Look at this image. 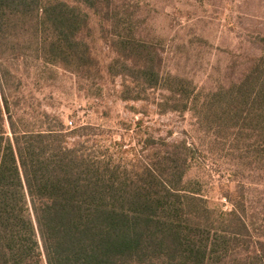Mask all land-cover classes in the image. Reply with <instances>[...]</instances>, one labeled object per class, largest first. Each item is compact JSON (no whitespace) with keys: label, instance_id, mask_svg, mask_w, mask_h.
<instances>
[{"label":"trees","instance_id":"16d2710c","mask_svg":"<svg viewBox=\"0 0 264 264\" xmlns=\"http://www.w3.org/2000/svg\"><path fill=\"white\" fill-rule=\"evenodd\" d=\"M86 9L125 30L109 73L164 90L161 105L191 110L214 138L233 133L237 151L242 141L250 153L257 138L254 161L264 163V52L239 82L200 101L187 78L161 74L156 48L135 42L115 0H0V264H264V230L246 213V189L238 183L227 195L230 210L211 206L188 187L185 139L128 171L70 145L62 128L16 117L21 65L92 66L79 38Z\"/></svg>","mask_w":264,"mask_h":264},{"label":"rangeland","instance_id":"374dc122","mask_svg":"<svg viewBox=\"0 0 264 264\" xmlns=\"http://www.w3.org/2000/svg\"><path fill=\"white\" fill-rule=\"evenodd\" d=\"M115 2L117 16L130 23L135 42L156 48L161 74L187 78L200 101L210 91L239 82L264 52V0ZM85 11L89 17L79 38L90 50L92 66L68 70L53 65L42 73L43 66L34 61L21 65V79L12 82L13 94L20 97L16 117L62 128L70 145L112 158L128 171L167 155L173 147L165 144L185 139L192 147L188 187L199 189L211 206L230 210L227 195L233 200L231 193L241 183L246 213L262 232L264 163L254 161L260 140L247 142L253 144L250 153L242 141L236 142L237 151L233 133L214 138L191 110L161 105L168 96L164 90H145L122 74L109 73L118 57L115 42L125 30L101 12Z\"/></svg>","mask_w":264,"mask_h":264}]
</instances>
